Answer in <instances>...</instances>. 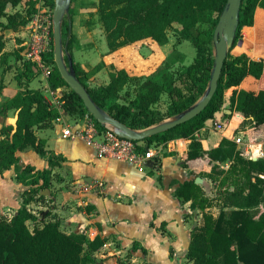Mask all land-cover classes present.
Listing matches in <instances>:
<instances>
[{
    "label": "trees",
    "instance_id": "trees-1",
    "mask_svg": "<svg viewBox=\"0 0 264 264\" xmlns=\"http://www.w3.org/2000/svg\"><path fill=\"white\" fill-rule=\"evenodd\" d=\"M23 1L0 0L2 29L19 30L34 18L40 0H26V10L7 11L9 4L18 6ZM226 2L99 0L98 13L105 30L108 54L118 53L123 48L133 52L149 46L152 53L147 57L144 69L153 67V70L145 73L135 65L117 67L111 63L109 81L92 87L81 76L78 63L74 62L80 80L98 104L132 128L144 129L184 111L206 90L214 63V33L207 34L198 25L212 22L215 28ZM45 3L52 8L55 6V0H45ZM71 10L64 24L67 26L68 50L74 56L73 43L78 36L74 30L75 13L71 14ZM174 23L181 25V36L192 40L197 47V55L194 62L186 65L182 72L170 70L169 63L160 78L157 77L160 73L159 61L166 59L162 46L168 42V29ZM247 31L248 44L242 45L241 38H244ZM5 44L0 34V66L10 68L7 62L12 56L16 62L21 61L18 85L23 89L5 100L1 106L2 110L16 108L18 117L16 126L4 125L0 131V172L16 164L19 160L17 152L29 147L46 157L50 168L37 170L32 165H26L17 173V180L29 185L30 189L26 191L23 204L13 218L0 219V264H98L95 253L105 244L107 237L98 235L89 239L83 232L68 233L62 229L58 219L48 220L34 229H30L27 224L28 220L36 219L28 204L46 198L42 190L52 186L53 170L64 159L46 148L36 128L51 126L60 112L41 89L30 86L42 74L41 67L32 60L23 59L18 50L5 51ZM253 54L259 57H253ZM42 59L50 67V87L53 90L64 88L59 98L61 107L71 113L93 116L62 77L54 59L53 41L52 48L43 54ZM103 67H106L105 61L87 69L86 77L91 70L97 72ZM246 74L258 79L257 88L234 89L229 98L231 110L239 111L244 116L240 124L242 129L264 124V0H242L236 39L229 50L218 88L209 105L194 118L143 140L142 149L187 138L190 139L188 159L209 156L212 172L224 173L220 163L233 160L241 152L235 140L224 136L217 147L206 149L197 133L222 108L225 87L239 85ZM180 77L184 85L178 83ZM2 90L3 83L0 84V92ZM164 93L169 97L166 111L159 106ZM163 154L166 156L173 152ZM152 161V166L160 168L162 155L156 154ZM244 161L250 167L252 178H255L251 182V193L239 204V208L221 210L212 226L193 227L187 257L196 264H264V239H255L249 233V207L258 204L259 197L264 194V179L260 176L264 173V156ZM173 185L174 194L182 203L200 193L195 177L184 182L175 181Z\"/></svg>",
    "mask_w": 264,
    "mask_h": 264
},
{
    "label": "crops",
    "instance_id": "crops-1",
    "mask_svg": "<svg viewBox=\"0 0 264 264\" xmlns=\"http://www.w3.org/2000/svg\"><path fill=\"white\" fill-rule=\"evenodd\" d=\"M20 5L9 4L7 11L10 12L12 6L17 7L16 11ZM28 26L27 24L16 31L0 29L6 43L5 51L10 50L7 48L6 37L19 35L20 31L26 33L25 27L28 30ZM7 31L10 32L7 34ZM2 32L6 34L3 35ZM248 34L249 32L242 38V45L248 44ZM27 36L28 34L23 35L20 47L15 50L22 52ZM122 50L127 49L120 51ZM253 57L258 58L259 55L253 54ZM14 63H18V67L22 65L21 61L15 60ZM7 64L11 65L9 61ZM4 69L5 65L0 66L1 73ZM9 78L7 74L0 77V84L3 83V90L0 92V131L4 125L16 126L18 110H2L1 106L5 100L23 89L13 81L9 82ZM38 78L39 76L30 83L31 87L39 88L35 81ZM246 83L248 86L245 87ZM257 86L256 77L246 74L232 90H254ZM12 87L17 89L13 90ZM57 90L52 89L54 92ZM229 104L230 100L224 107ZM226 112L230 114L227 117L222 110L216 112L197 133L206 149L217 147L224 136L234 140L241 138L242 142L237 144L240 154L233 160L220 163V168L225 171L222 174L212 172L209 156L188 159L190 139L187 138H179L160 146L157 151V154L162 155L160 168L152 166L151 160L147 167L141 169L130 161L99 154L94 146L82 138L64 137L58 121L48 127L36 128L46 148L64 159L53 170L52 186L42 190L46 198L33 200L28 204L36 215V219L28 220V226L29 222L41 219L43 214V224L48 220L58 219L62 229L68 233L83 232L89 239L98 235L107 237L105 244L95 253L98 264H112L113 261L116 264H196L187 257L193 227L212 226L222 208H239V204L251 193V182L255 181L244 160L264 156V124L242 129V113L236 110ZM234 115H238L239 120H230ZM219 120L225 123V127H218ZM53 125L56 126L54 134L49 131ZM76 139L84 143V149L79 150L72 144H67ZM162 150H165L163 153L171 151L173 154L164 156ZM17 154L18 162L0 172V219L11 220L23 204L26 191L30 189L29 185L17 180V173L26 165H32L37 170L50 168L46 157L33 147L19 150ZM194 177L195 180L197 177L201 178V182H196L200 193L182 203L174 194L173 183ZM67 179L74 180L77 187L69 188ZM258 201V204L249 207V233L255 239H264V194ZM217 207L219 211H215ZM115 254L117 257L111 259L110 256ZM125 254L129 255L128 260L122 259Z\"/></svg>",
    "mask_w": 264,
    "mask_h": 264
},
{
    "label": "rangeland",
    "instance_id": "rangeland-1",
    "mask_svg": "<svg viewBox=\"0 0 264 264\" xmlns=\"http://www.w3.org/2000/svg\"><path fill=\"white\" fill-rule=\"evenodd\" d=\"M25 1L26 0H24L21 3V5L19 6V9L26 10L27 5ZM98 4H99V0H73L72 5H71L72 6L71 14L75 13L74 17L76 19L74 28L77 31V36H78L77 40H75L73 43V47L75 51H77L76 53L74 51L75 55L73 56V58H74V62H77L80 67L79 72L81 76L86 78V81L90 86L94 87V86L103 85L109 81L110 79L109 64L111 63H114L117 67L135 65L136 68L137 69L139 68L138 70H141L142 72H145V73L152 72L153 67H149V68L147 67L144 69V65L147 64V57L151 55L152 53V49L149 46H143L133 52H129L128 50H122L119 53L108 54V45H107V40L105 37L104 26L100 20L99 13H98ZM16 8L17 7L12 6L10 8L11 9L10 12L14 11ZM3 19L6 21V17H4ZM66 20H68V16L65 17L64 22ZM180 27L181 25L179 23H174L173 26L168 29V42L162 46V50L164 54L166 55V59L163 61H159V70H160L159 72L160 73H158L157 77L161 78L162 73L165 71L163 69H165L169 63H170V70L172 71L176 70V71L182 72L184 71V68L186 65H189L194 62V59L197 55V47L194 45L192 40L186 38L185 36H181ZM198 28L201 30L207 31V34L211 32L214 33V29H215L212 22L200 23L198 25ZM25 31L28 34L29 31L26 29V27H25ZM9 32L10 31H7V34ZM2 33L3 35L6 34V32H2ZM26 33L25 32L23 33L22 31H20L19 35L16 34V35H11V36L6 37V41L8 42L7 48L10 49L9 51H13L20 47V43L22 42V37L23 35H27ZM67 39H68L67 26L63 23L64 43ZM241 41H242V38H241ZM53 45H54V38H53ZM65 57L67 59L66 54H65ZM23 59L25 58L23 57ZM102 61L103 62L105 61L106 67L101 68L97 72H93L91 70L90 74L86 77L87 69L89 70L91 68H94L95 66H98L99 63H101ZM14 62H15V57H10L9 58V63H11L10 68L4 69V72L2 73L0 72V77H4L7 74L8 77H10L9 82L13 81L14 84L17 83V86L19 87L18 77H19V71H20L21 66L18 67L17 65L18 63H14ZM136 63H138V65H136ZM1 69H3V67H1ZM48 69H50V67H48ZM47 77L48 76H46L45 73L42 72L39 78L35 80L36 85L44 91L47 99L51 102V104H54L57 106L58 111L60 112L59 116L62 117L61 122H65V124H68L69 127L73 128L77 124H80L83 126V124L85 123V121H87L88 118L94 119L93 116H90L87 113H85V115H81L80 113H77V112L71 113L68 110H65L64 108H62L59 98L62 93L61 91L63 89L62 88L58 89L55 92L52 91V88L50 87L48 83ZM181 77L179 78L178 83L180 85H184L181 80ZM1 80L2 79H0V81ZM246 86H248L247 83L245 84V87ZM234 87L235 85L231 87H225L224 103H223L222 108L220 109L223 111V114L225 117L230 115L228 112H226V110H231V108L229 106L230 104L225 107H224V104L226 102L228 103V100L233 93L232 89ZM12 89L15 90L17 88L12 87ZM168 101H169L168 94L164 93L162 95V100L159 104V106L161 107L163 111H166ZM230 120L237 121L239 120V117L238 115H234L232 119ZM55 127L56 126L53 125V127L49 128V131L51 133L53 132V134L56 131ZM218 133L221 134L220 132ZM67 144H72L74 147H76V149H79V150L80 149L82 150L85 148L84 143L81 142L80 139H76L75 142H72V143L71 141L67 142ZM160 146H158V149L160 148ZM164 151L165 150H162L161 153H163ZM73 181L74 180L72 179H67V186L69 188L73 189L77 187V183ZM223 209H227V208H222L221 210ZM215 211H219V208L216 209ZM44 221H45V218H43V214H41V219H39L36 222H29V227L30 229H34V226L43 224ZM115 257H117V254L110 256L111 259H114ZM128 258H129L128 254H125L122 256V259L128 260ZM112 264H116V262L113 261Z\"/></svg>",
    "mask_w": 264,
    "mask_h": 264
},
{
    "label": "water",
    "instance_id": "water-1",
    "mask_svg": "<svg viewBox=\"0 0 264 264\" xmlns=\"http://www.w3.org/2000/svg\"><path fill=\"white\" fill-rule=\"evenodd\" d=\"M71 5L72 0H55L53 13L54 59L62 77L71 89L79 95L85 107L100 124L111 126L122 137L143 141L150 136L159 134L194 118L209 105L218 88L219 79L222 75L225 61L228 58L229 50L236 39L240 23L242 0H227L220 13L213 35L215 49L214 63L208 86L202 96L184 111L144 129L132 128L115 118L93 99L88 88L80 80L74 65V58L68 50V40L65 43L63 40V23L65 17L70 14ZM196 182H201V178L197 177Z\"/></svg>",
    "mask_w": 264,
    "mask_h": 264
},
{
    "label": "built area",
    "instance_id": "built-area-1",
    "mask_svg": "<svg viewBox=\"0 0 264 264\" xmlns=\"http://www.w3.org/2000/svg\"><path fill=\"white\" fill-rule=\"evenodd\" d=\"M38 11L28 24V36L23 44L22 56L26 60L36 62L45 73L49 75L50 69L43 62V54L52 48L53 13L54 7L46 5L45 0H40L37 4ZM56 121L62 126L64 137L75 139L82 138L90 145L94 146L99 154L109 155L115 158L130 161L141 169L147 167L148 162L157 154L158 147L149 146L142 149L143 141H137L120 136L111 126L98 124L95 119H87L82 125L77 124L73 128L62 121L58 116ZM218 127H225L223 121H218ZM237 144L241 143V138H235ZM264 178V173L260 174Z\"/></svg>",
    "mask_w": 264,
    "mask_h": 264
}]
</instances>
